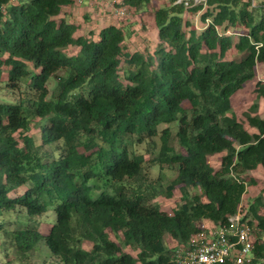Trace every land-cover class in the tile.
<instances>
[{"label":"trees","instance_id":"1","mask_svg":"<svg viewBox=\"0 0 264 264\" xmlns=\"http://www.w3.org/2000/svg\"><path fill=\"white\" fill-rule=\"evenodd\" d=\"M168 1L154 11L155 47L140 51L116 23L80 33L62 15L78 0H0V83L17 95L0 96V264H178V246L240 206L255 227L246 264H264V194L243 203L257 183L248 173L264 168V117L253 105L248 128L232 105L264 65V1ZM187 11H202V30L185 29ZM156 137L154 162L177 167L171 212L152 201L138 149Z\"/></svg>","mask_w":264,"mask_h":264},{"label":"rangeland","instance_id":"2","mask_svg":"<svg viewBox=\"0 0 264 264\" xmlns=\"http://www.w3.org/2000/svg\"><path fill=\"white\" fill-rule=\"evenodd\" d=\"M263 1L264 0H251L252 6L260 5ZM121 3L122 0H88L80 5L67 8L62 15L67 20L78 24L80 33L93 32L95 35L104 25L116 23L126 30L127 35L125 38V44L128 49L140 51L152 50L158 41L154 11L159 6L168 4L169 1L152 0L146 4L143 9L135 12L128 10L126 7L121 5ZM118 6L122 8V13L120 15H117L114 11V9ZM201 13L202 11L198 13H191L187 11L184 13V19L188 22V26L185 27L186 30L193 27L200 31L204 28L206 23L201 20ZM230 34L234 37L237 36V34L233 31H231ZM72 50L75 51L76 48H73ZM231 56L240 58L241 54L236 55L234 52H231L230 57ZM258 80H262V82H264V65L262 64H259L257 67V75L255 79L247 83L244 88L239 90L232 97L233 111L248 128L249 126L246 122L245 113L251 111L253 105H257V112L264 117V96H260L256 91V82ZM11 95L17 96L16 94H11V91L5 87L4 82L0 83V96ZM166 126L167 125H162L161 129ZM168 126L171 128L173 133L177 129L176 124H169ZM38 132V126L34 124L30 133L38 134ZM160 145L161 140L159 137H156L155 144H141L138 146V149L146 158V182L151 186L156 187L158 190L157 195L153 197L152 201L158 203L161 208L171 212L181 202V191L179 186H176L172 191V195H167L165 193L167 185L177 175V167L167 164L160 166L157 162H154V158L158 155ZM176 146L179 147L178 145ZM209 160L214 167H217L219 165L220 157L219 155H213L209 157ZM248 175L254 177L257 180V183L248 187L243 203H246L247 200L259 193L264 194V168L258 167L256 170L249 172ZM41 220L42 229L47 231L49 223L53 220L52 213L49 212L43 215ZM111 237L122 243L120 238L116 237L112 233ZM165 239L168 245L172 244L170 243V237L167 236ZM85 246L89 247V244L87 243ZM123 247L127 252L136 255V250H133L129 246ZM5 254L6 250L2 251L1 249L0 258L3 259ZM8 254L10 258L16 257V254L12 250H10Z\"/></svg>","mask_w":264,"mask_h":264},{"label":"built area","instance_id":"3","mask_svg":"<svg viewBox=\"0 0 264 264\" xmlns=\"http://www.w3.org/2000/svg\"><path fill=\"white\" fill-rule=\"evenodd\" d=\"M88 0H78L82 4ZM207 0H176L189 7L205 4ZM117 15L122 13L118 6ZM255 227L247 219L241 208L228 218L223 225L203 223L201 230L194 234L186 245L175 249L174 257L178 264H246L253 259Z\"/></svg>","mask_w":264,"mask_h":264}]
</instances>
